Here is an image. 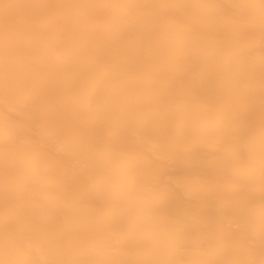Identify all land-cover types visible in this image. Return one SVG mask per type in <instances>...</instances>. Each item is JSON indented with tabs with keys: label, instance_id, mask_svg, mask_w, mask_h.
Listing matches in <instances>:
<instances>
[{
	"label": "bare ground",
	"instance_id": "6f19581e",
	"mask_svg": "<svg viewBox=\"0 0 264 264\" xmlns=\"http://www.w3.org/2000/svg\"><path fill=\"white\" fill-rule=\"evenodd\" d=\"M122 5L0 0V228L29 237L33 264H264V181L222 166L264 135V0ZM194 103L220 108L215 130ZM128 144L134 194L101 229L96 185H123Z\"/></svg>",
	"mask_w": 264,
	"mask_h": 264
},
{
	"label": "snow or ice",
	"instance_id": "6c2138e0",
	"mask_svg": "<svg viewBox=\"0 0 264 264\" xmlns=\"http://www.w3.org/2000/svg\"><path fill=\"white\" fill-rule=\"evenodd\" d=\"M109 7H122V0H105ZM108 69L103 64H98L90 74L89 83L81 88L76 96V102L83 107L93 103L94 87L98 79L103 78ZM220 108L211 103H194L188 110V119L196 125H205L213 130L219 126ZM0 138H7V132H0ZM226 155L222 166L234 174L235 178L254 180L259 174L264 181V135L258 140L255 137L245 139L239 146H227ZM139 151L134 144L122 147L114 154V158L121 160L126 165L124 169L125 182L118 185L109 174L102 173L96 185V203L94 210L96 219L103 228L114 215L118 202L131 197L134 194V170L133 162L138 158ZM195 187V186H194ZM264 211V209H262ZM147 218L158 222L156 213L150 212ZM96 248L105 246L106 239L103 234L89 241ZM0 249L9 252L17 259L14 264H33L30 259L31 240L29 237L12 227L0 228Z\"/></svg>",
	"mask_w": 264,
	"mask_h": 264
}]
</instances>
